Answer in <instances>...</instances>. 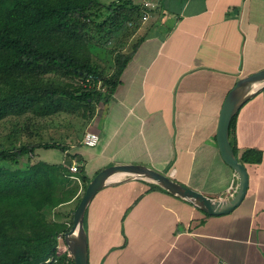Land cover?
<instances>
[{
    "label": "crops",
    "instance_id": "crops-1",
    "mask_svg": "<svg viewBox=\"0 0 264 264\" xmlns=\"http://www.w3.org/2000/svg\"><path fill=\"white\" fill-rule=\"evenodd\" d=\"M151 1L119 83L88 126L98 145L65 144L52 164L78 163L88 182L111 166H144L229 199L239 180L221 156L218 125L235 85L264 70V0ZM235 118L231 144L252 160L242 204L209 216L143 180L105 187L87 211L89 264H264V90Z\"/></svg>",
    "mask_w": 264,
    "mask_h": 264
},
{
    "label": "trees",
    "instance_id": "trees-1",
    "mask_svg": "<svg viewBox=\"0 0 264 264\" xmlns=\"http://www.w3.org/2000/svg\"><path fill=\"white\" fill-rule=\"evenodd\" d=\"M142 18V8L128 0L106 6L100 0H0V120L14 116L35 129L62 113L92 121L96 104L111 98L130 58L119 54L114 73L106 75L93 63L98 39L92 33L101 41L129 36ZM89 76L101 79L108 92L73 84ZM66 148L59 142L13 149L0 143V163L18 162L39 149ZM240 161L252 160L247 155ZM70 176L62 164L0 168V264H74L68 251L58 252V238L64 240L75 211L67 207L79 192ZM81 178L86 189L89 182Z\"/></svg>",
    "mask_w": 264,
    "mask_h": 264
},
{
    "label": "water",
    "instance_id": "water-1",
    "mask_svg": "<svg viewBox=\"0 0 264 264\" xmlns=\"http://www.w3.org/2000/svg\"><path fill=\"white\" fill-rule=\"evenodd\" d=\"M262 90H264V70L242 78L229 93L221 111L217 143L224 162L234 170L239 180L237 190L229 199H212L177 182L170 176L144 166L117 165L105 168L88 183L85 193L74 211L70 230L64 235L65 245L74 264H89V243L85 229V217L96 195L105 187L143 180L189 202L209 216H223L237 209L247 195L249 175L246 166L237 157L231 144V124L239 111Z\"/></svg>",
    "mask_w": 264,
    "mask_h": 264
},
{
    "label": "rangeland",
    "instance_id": "rangeland-1",
    "mask_svg": "<svg viewBox=\"0 0 264 264\" xmlns=\"http://www.w3.org/2000/svg\"><path fill=\"white\" fill-rule=\"evenodd\" d=\"M114 1L100 0V3L106 6ZM125 27L129 28L128 25H125ZM129 30L130 29L127 31ZM92 35L93 38L95 37V39H98V44L92 49L93 63L95 65L97 63L98 67L108 76H111L114 73V66H116V60L119 54L130 53L137 41L136 39L131 40L129 33H126V35L129 36H120V38L110 37L102 41L99 36H96L94 33H92ZM79 80L80 78L76 79L73 84L78 85ZM98 104L99 103H97L95 107L94 118L95 116H99V114H97ZM253 105L254 101H251L242 110L241 114H244L246 110L252 108ZM30 122L31 121L29 120L20 119L18 123L16 122V119H14V116L0 120V143H3L5 147L11 149L20 148L22 145L28 146L29 144L36 143L46 144L59 142L63 144H77V142L83 138L84 134L87 132L88 126L91 124V121L86 122L83 118L78 117L77 114L67 113L55 115L48 118L46 121H39L37 123V129H35V125ZM14 124L15 128L13 127ZM62 158L63 153L58 149H39L35 152V154H29L20 159L18 162L0 163V168L9 170L25 169L33 163L44 162L52 164L61 161ZM70 178L79 186V192L77 194V199H75L67 207L68 211L76 209L78 201L81 200L86 190L84 189L85 185L80 177V174L72 175ZM94 211V205H92L89 211L90 217L94 214ZM94 239L95 236L93 234L90 235L91 244H93ZM64 245L65 244L58 243V252L60 254L66 253V251H64Z\"/></svg>",
    "mask_w": 264,
    "mask_h": 264
},
{
    "label": "built area",
    "instance_id": "built-area-1",
    "mask_svg": "<svg viewBox=\"0 0 264 264\" xmlns=\"http://www.w3.org/2000/svg\"><path fill=\"white\" fill-rule=\"evenodd\" d=\"M156 7H157L156 2L151 1V0L144 1V3L142 4L143 21H147L149 19V16H150L149 11L156 9ZM78 83L84 89L95 90V91L101 92V93H107L108 92V87L103 83V81L101 79H96L93 76H89L87 78H81ZM97 108H98L97 114H99L101 111L100 104H98ZM99 140H100V137L98 134L91 132V131H87L83 136L82 145L89 147V148H94L95 146L98 145ZM65 167H67V166H65ZM67 168H69L72 175L81 174V165H79L78 163L73 162ZM58 240H59L60 244H65L64 240L61 237H59ZM64 251H66V252L68 251L66 245H64ZM69 255H70V253H69ZM217 264H229V263H227L225 261H219Z\"/></svg>",
    "mask_w": 264,
    "mask_h": 264
}]
</instances>
